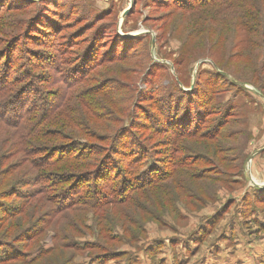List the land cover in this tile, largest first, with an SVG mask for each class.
<instances>
[{
    "label": "rangeland",
    "instance_id": "1",
    "mask_svg": "<svg viewBox=\"0 0 264 264\" xmlns=\"http://www.w3.org/2000/svg\"><path fill=\"white\" fill-rule=\"evenodd\" d=\"M214 1L0 0V264H264V5Z\"/></svg>",
    "mask_w": 264,
    "mask_h": 264
},
{
    "label": "trees",
    "instance_id": "2",
    "mask_svg": "<svg viewBox=\"0 0 264 264\" xmlns=\"http://www.w3.org/2000/svg\"><path fill=\"white\" fill-rule=\"evenodd\" d=\"M228 1H230L228 4L225 2V4H224V6H222V7H220V5H217V4H219L220 2H224V0H215L214 2L215 3H213V2H209L208 4H207V6L208 5H211V6H214V7H217V8H221L220 10L222 11V12H228V10H230V9H232V8H234V7H236V4L234 3L233 4V2L231 1V0H228ZM243 2H244V6H246V5H249V6H252V7H261L262 5H264V2L263 1H261V0H242ZM216 5V6H215ZM235 17H224L223 16V18H221V17H217V21H221V22H225L226 20H233ZM245 17H243V19H244ZM250 19H255L256 17H249ZM245 21V20H244ZM248 21H249V19H248ZM250 30H252V29H250ZM251 47V46H250ZM249 47V48H250ZM251 49H252V51L253 52H250L249 54H248V56H245L246 57V59H244L243 60V65L244 66H246V67H248V68H254V70L256 71V72H254L255 74H260V73H263L264 72V59L263 60H261V62H259L258 60V62H256L255 64H253L252 62H251V60H250V62H249V60H248V58H250L251 56H257L259 53H260V51H261V47L259 46V45H257V44H252V47H251ZM255 49H256V51H255ZM262 54L264 53V51H262L261 52ZM189 61H191V60H189ZM182 61H179V66H182V65H184V63H181ZM178 63V62H177ZM181 63V64H180ZM189 64V63H188ZM258 77V78H257ZM257 77H250L249 78V82L251 83L252 82V84L253 83H258V84H260L261 83V79H260V77L259 76H257ZM253 81H256V82H253ZM7 82H5V86L7 87ZM249 84V83H248ZM1 91V90H0ZM169 123L167 122V124H165V125H168ZM165 125H163V126H158L157 128L158 129H161L162 127H164ZM156 128V129H157ZM174 129V131H177L179 128H173ZM172 130V129H171ZM178 132L180 133L179 135H181V133H183V132H181V131H179L178 130ZM135 148H136V150H137V153H139V155H141V150H140V148H139V146H137L136 144H134L133 143V145H131V147L129 148V150H128V155H132V154H134L133 153V151L135 150ZM138 155V156H139ZM145 156H141V157H135V158H133V159H135V160H132V161H130V163L129 164H133V165H137V164H139V163H141L142 161L144 162V159H147V154H144ZM179 167V166H178ZM150 176H148L147 178H146V180H148V181H146V182H144L142 185H140V186H136V187H139L137 190H141V189H143L144 188V186L145 187H147L150 183H154V182H156V181H158V180H160V176H159V178H155L154 180H153V174L151 173V174H149ZM180 175V174H179ZM180 178H183V177H180ZM180 180V179H179ZM165 180H163L161 183L162 184H164L163 182H164ZM141 186H143V187H141ZM186 186H192V188L193 189H196V190H198L199 188L198 187H194V185H189V184H186ZM155 187H157V186H153L152 188H155ZM180 187V186H179ZM151 188V189H152ZM161 194H162V197H159L160 199H163V195H164V192L163 191H166V188L165 189H163V187H161V189H159L158 190ZM193 192H195L194 190H192ZM116 196H117V194H116ZM116 199H118V201H120V202H118L119 204H121V205H123L124 203H126V202H128V201H131V200H128V198L127 199H125L124 201H122V199H120V198H118V196L116 197ZM113 204H116V203H113ZM165 206V205H164ZM163 206V207H164ZM168 207V206H167ZM167 207H164V209L165 210H167ZM161 209H163V208H161ZM164 211V210H163Z\"/></svg>",
    "mask_w": 264,
    "mask_h": 264
},
{
    "label": "water",
    "instance_id": "3",
    "mask_svg": "<svg viewBox=\"0 0 264 264\" xmlns=\"http://www.w3.org/2000/svg\"><path fill=\"white\" fill-rule=\"evenodd\" d=\"M134 6H135V3L132 2L131 7L129 8V10H127V11L125 12V14H128ZM262 151H264V150H262Z\"/></svg>",
    "mask_w": 264,
    "mask_h": 264
}]
</instances>
